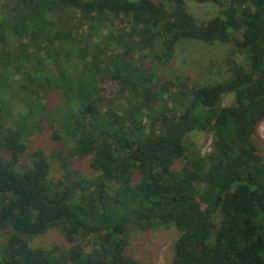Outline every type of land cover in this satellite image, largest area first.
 <instances>
[{
  "label": "trees",
  "instance_id": "obj_1",
  "mask_svg": "<svg viewBox=\"0 0 264 264\" xmlns=\"http://www.w3.org/2000/svg\"><path fill=\"white\" fill-rule=\"evenodd\" d=\"M263 121L264 0H0V264H264Z\"/></svg>",
  "mask_w": 264,
  "mask_h": 264
},
{
  "label": "rangeland",
  "instance_id": "obj_2",
  "mask_svg": "<svg viewBox=\"0 0 264 264\" xmlns=\"http://www.w3.org/2000/svg\"><path fill=\"white\" fill-rule=\"evenodd\" d=\"M195 12L201 19L209 17L213 14V10L209 5L201 8H194ZM188 45V44H185ZM184 54L180 49L178 58H173L166 70L174 76V74L185 73L195 81H200L206 77L207 72L203 69L208 63L205 60L204 50L200 49L196 43L182 47ZM212 77H214L213 73ZM67 81H61V85H66ZM202 154H206L210 149V136L201 135L193 137ZM257 140L259 144V154L264 159V121L260 124L257 131ZM84 169L83 166H80ZM56 168H52V174L58 176ZM86 170V169H85ZM178 233L173 228H157L146 233L132 231L130 233L129 248L127 255L141 264H171L173 242L177 238ZM48 238V237H47ZM47 238L40 239L37 243L41 246H47L49 240Z\"/></svg>",
  "mask_w": 264,
  "mask_h": 264
}]
</instances>
